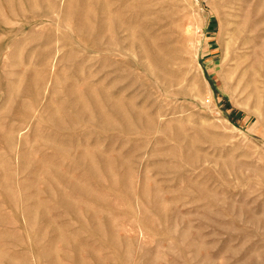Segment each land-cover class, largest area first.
<instances>
[{"label":"rangeland","instance_id":"374dc122","mask_svg":"<svg viewBox=\"0 0 264 264\" xmlns=\"http://www.w3.org/2000/svg\"><path fill=\"white\" fill-rule=\"evenodd\" d=\"M31 1L0 0V264H264V0Z\"/></svg>","mask_w":264,"mask_h":264},{"label":"bare ground","instance_id":"6f19581e","mask_svg":"<svg viewBox=\"0 0 264 264\" xmlns=\"http://www.w3.org/2000/svg\"><path fill=\"white\" fill-rule=\"evenodd\" d=\"M42 0H32L31 2H35V4H37L38 2H40ZM141 2H143L141 0ZM106 4V2H105ZM142 5V3H140ZM107 5V4H106ZM72 7V6H71ZM70 7V8H71ZM104 7V6H103ZM128 9H130V14H131V17L134 16V7L137 8L136 6H127ZM143 7V6H142ZM69 6H68V9H70ZM109 7L106 6L102 9V12L104 13V15H109V20L107 21L106 18H103L101 19L100 22L96 21V22H93L92 18H90L89 15H87L86 13L89 12V14H92L93 13V6H84L83 8V12L81 10V12L79 11L78 13V28L79 30L85 32L83 33L84 36H86L85 34L89 33H93L94 30H96V36H98V39H102L105 40L107 39L108 42L111 44H116L117 43V22L113 20L115 18H119L120 14L119 12H111L109 11L108 9ZM140 8V7H139ZM73 9V8H71ZM141 9V8H140ZM73 11V10H72ZM137 11V10H136ZM141 11V10H140ZM74 13V12H73ZM109 13V14H108ZM108 17V16H107ZM95 18V17H94ZM134 18V17H133ZM105 19V20H104ZM134 21H135V18H134ZM126 24V23H125ZM134 23H130L129 28L132 29L133 28V31L135 33H133V31L131 30L130 34L133 33V35L135 34L136 36L139 35V40H141V47L143 48V50L145 51L144 54L148 55V57L151 59V61H154L156 64H158L159 66H161V58H159L156 53L151 50V45H150V41L148 39V37L145 35L144 31H140V29L135 26L134 27ZM231 25V24H230ZM133 26V27H132ZM145 27V24L144 26ZM241 28V29H240ZM243 27H237V29H233L232 30V35H231V39L232 41L228 43V48L230 49L229 51H232L233 53V58L235 59V66H234V69L236 70H239L240 68H244L243 66L246 65V62H247V56L245 58V53H243L242 50H244L245 46L247 47V38L245 35H243ZM112 33H113V36H112ZM107 34L108 35V38L107 36L105 35ZM85 38V37H84ZM86 39V38H85ZM71 41V40H70ZM72 43V42H71ZM152 43V42H151ZM154 44V43H153ZM152 44V45H153ZM155 47V46H154ZM158 50V49H157ZM245 51V50H244ZM111 53V52H110ZM230 53V52H229ZM231 54V53H230ZM229 54V56H230ZM82 55V54H81ZM126 57V56H125ZM166 60V59H165ZM85 61V60H84ZM83 61V63H84ZM137 64V63H136ZM81 65V64H79ZM83 66V65H81ZM103 66V65H102ZM125 67V66H124ZM107 68V67H106ZM156 68V67H155ZM154 68V69H155ZM231 71H235L234 69L230 68ZM156 70V69H155ZM154 71V70H153ZM247 71V70H245ZM254 71V70H253ZM257 71V70H256ZM155 72V71H154ZM233 73V72H232ZM236 73V71H235ZM244 73V72H243ZM251 73V72H249ZM234 74V73H233ZM247 74V73H246ZM256 74V73H255ZM258 74V73H257ZM177 76V75H176ZM253 77V76H252ZM244 79V78H243ZM252 79V78H251ZM233 80V79H232ZM245 88V87H244ZM125 92V91H124ZM247 94V93H246ZM105 94H100V96L98 95L99 97V101H96V100H93L95 102H97L98 104H102L104 101H101L100 100H103L105 98ZM249 99V98H248ZM67 99L64 100V102L66 103ZM109 103V102H108ZM65 105V104H64ZM87 105V104H86ZM122 104H117L116 105V109H114V115L112 118L111 116L109 118L105 117L103 119V122L105 125L109 126L112 123H115V122H123L126 127H129V124H131L133 118H134V113H133V110L132 108H128V107H123L121 106ZM66 106V105H65ZM88 106V105H87ZM98 109V108H97ZM85 111V110H84ZM95 114V113H94ZM55 121L57 122L58 119L56 118ZM115 121V122H114ZM10 140V139H9ZM9 143V141L7 142ZM99 160H101L99 158ZM101 165H103V167H106L107 165V162L106 163H101ZM92 168L96 167V163L92 162L91 165H90ZM43 169V168H42ZM88 175V174H87ZM76 183V182H75ZM64 200V199H62Z\"/></svg>","mask_w":264,"mask_h":264}]
</instances>
